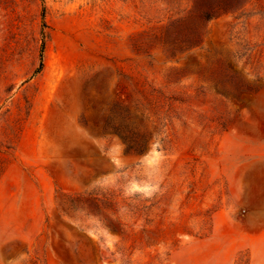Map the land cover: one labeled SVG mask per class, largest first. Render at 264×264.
<instances>
[{"label": "rangeland", "instance_id": "374dc122", "mask_svg": "<svg viewBox=\"0 0 264 264\" xmlns=\"http://www.w3.org/2000/svg\"><path fill=\"white\" fill-rule=\"evenodd\" d=\"M243 1L186 44L191 0H0V264H264V0Z\"/></svg>", "mask_w": 264, "mask_h": 264}, {"label": "trees", "instance_id": "16d2710c", "mask_svg": "<svg viewBox=\"0 0 264 264\" xmlns=\"http://www.w3.org/2000/svg\"><path fill=\"white\" fill-rule=\"evenodd\" d=\"M193 4L194 16L198 18V24L193 22L185 34L184 42L186 44L199 43L200 41V22L210 21L213 18L229 12H237L243 8V0H191ZM42 19H45V8L42 10ZM43 28H46V23L43 21ZM43 37L45 34L43 33ZM43 51H44V42L42 44V50L40 55V67L35 73H39L43 66ZM121 116V115H119ZM118 118V117H116ZM128 118V117H127ZM115 117L111 118L109 124L110 129L122 137L126 142L131 143L132 130L126 124V118H123V121H120L118 124L115 123ZM139 151L144 150L145 144L136 142Z\"/></svg>", "mask_w": 264, "mask_h": 264}, {"label": "clouds", "instance_id": "9594fccd", "mask_svg": "<svg viewBox=\"0 0 264 264\" xmlns=\"http://www.w3.org/2000/svg\"><path fill=\"white\" fill-rule=\"evenodd\" d=\"M151 163V162H150ZM135 185L131 186L129 189H128V193H131L133 191H135Z\"/></svg>", "mask_w": 264, "mask_h": 264}]
</instances>
